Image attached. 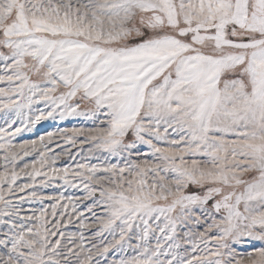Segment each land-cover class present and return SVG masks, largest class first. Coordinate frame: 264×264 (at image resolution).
Segmentation results:
<instances>
[{
	"label": "snow or ice",
	"instance_id": "obj_1",
	"mask_svg": "<svg viewBox=\"0 0 264 264\" xmlns=\"http://www.w3.org/2000/svg\"><path fill=\"white\" fill-rule=\"evenodd\" d=\"M0 85V264H264V0H0Z\"/></svg>",
	"mask_w": 264,
	"mask_h": 264
},
{
	"label": "rangeland",
	"instance_id": "obj_2",
	"mask_svg": "<svg viewBox=\"0 0 264 264\" xmlns=\"http://www.w3.org/2000/svg\"><path fill=\"white\" fill-rule=\"evenodd\" d=\"M2 86V85H0ZM80 124V119L79 118H67L64 121H60L59 118L56 120H53L49 118L48 120L41 121L40 124L36 125V127L30 131V132H22L21 134L17 135L15 139L13 140V143H22L24 141H29V140H34L38 139L39 135L46 134L48 131H56L57 128H70L73 126H79ZM3 125V113H0V126ZM65 147H68L67 145H64ZM52 147H55V145H52ZM56 151H59V149H55ZM71 151L75 154L78 149L77 148H72ZM79 160V156L77 157ZM26 161L30 162L31 158H25ZM95 163V161H92ZM72 161L68 157H62L59 161L56 163V167H64L68 164H71ZM24 182V181H21ZM62 183V182H58ZM62 191V189H61ZM42 194H48V195H55L53 191V188H47V189H42L41 190ZM79 195L80 193L77 192L75 189H69L65 195ZM46 204L48 203L47 201L45 202ZM25 209L29 207H34V208H39L40 204L38 202L32 203L31 205L25 204L24 205ZM70 230H75L74 226H70ZM111 258V256L109 257Z\"/></svg>",
	"mask_w": 264,
	"mask_h": 264
}]
</instances>
